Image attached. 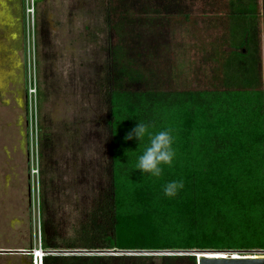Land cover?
I'll return each mask as SVG.
<instances>
[{"label":"trees","instance_id":"1","mask_svg":"<svg viewBox=\"0 0 264 264\" xmlns=\"http://www.w3.org/2000/svg\"><path fill=\"white\" fill-rule=\"evenodd\" d=\"M186 1L117 0L114 6L107 0L109 44L113 37L116 43L108 49L102 86L107 156L103 183L99 180L91 204L68 232L58 229L53 210L42 198L40 210L46 216L40 241L44 251L116 254H48L41 264H196L191 255L117 253L264 250L261 5L259 0H223L228 51L220 53L218 88L163 89L172 83L173 71L164 73L155 59L173 38L170 32L156 31H170L168 25L162 30L170 15L187 21L193 9ZM202 3L212 13L223 7L221 0ZM113 12H120L115 19ZM209 59L217 63L213 54ZM35 90L41 104L44 93ZM139 122L153 133L170 130L173 136L175 158L159 178L136 168L147 137L142 142L125 140ZM49 141L43 131L42 150L49 148ZM173 181L182 182L183 188L168 197L164 188Z\"/></svg>","mask_w":264,"mask_h":264},{"label":"rangeland","instance_id":"2","mask_svg":"<svg viewBox=\"0 0 264 264\" xmlns=\"http://www.w3.org/2000/svg\"><path fill=\"white\" fill-rule=\"evenodd\" d=\"M16 1L17 27L11 33L16 37L12 47L17 106L23 105L21 84L26 101L22 115L16 110L14 178L6 180L5 196L0 175V249L16 251L0 255V264H23L24 258L33 264L30 252L38 247L40 224L46 216L40 210L42 198L53 210L58 229L68 232L91 204L99 180L103 183L107 156L102 86L108 49L116 37L109 44L107 0ZM198 1H186L193 9L187 21L182 15H170L164 25L163 20L157 23V28L162 25L166 30L168 25L170 29L157 33L170 32L173 38L155 59L164 73L173 71L172 83L162 85L163 89L219 87L220 53L228 51L225 3L221 0L220 12L212 13L208 4ZM112 2L115 6L117 0ZM27 8L33 10L29 15ZM119 13L113 12V19ZM210 54L217 63L210 61ZM34 87L42 90L44 101L38 104L36 98L35 105L32 101L30 114L28 94ZM43 131L50 140L44 150Z\"/></svg>","mask_w":264,"mask_h":264},{"label":"flooded vegetation","instance_id":"3","mask_svg":"<svg viewBox=\"0 0 264 264\" xmlns=\"http://www.w3.org/2000/svg\"><path fill=\"white\" fill-rule=\"evenodd\" d=\"M16 10V0H0V45L2 47L0 48V159L1 155L3 157L0 164V175L3 181L2 196L8 194L9 189H6L9 188V184H5L6 180L10 181L14 178L16 110L20 111L22 115L25 111L24 99L26 101L25 85L21 84L23 105L17 106L15 51L12 47L16 37L11 33L12 30L15 32L17 27ZM15 252V250L0 249V255H13ZM23 264H29L28 260L24 258Z\"/></svg>","mask_w":264,"mask_h":264},{"label":"clouds","instance_id":"4","mask_svg":"<svg viewBox=\"0 0 264 264\" xmlns=\"http://www.w3.org/2000/svg\"><path fill=\"white\" fill-rule=\"evenodd\" d=\"M146 137L149 144L143 154L139 156L136 168L141 173H148L152 177L159 178L163 174L164 166L170 167L175 158L174 139L170 130L153 133L147 124L139 122L126 134L125 140L136 139L138 142H142ZM182 188V182L173 181L165 186L164 194L174 197Z\"/></svg>","mask_w":264,"mask_h":264},{"label":"water","instance_id":"5","mask_svg":"<svg viewBox=\"0 0 264 264\" xmlns=\"http://www.w3.org/2000/svg\"><path fill=\"white\" fill-rule=\"evenodd\" d=\"M261 5V50H262V81H263V94H264V0H260ZM58 253H66L65 255H115V251H87V250H72V251H56ZM71 252V253H70ZM208 252L220 253L224 252H236V251H216V250H191V251H156V252H145V251H128L119 252L118 254H126L130 256H162V255H191L196 258V264H264V258L254 259H234V258H223V257H208ZM70 253V254H69ZM223 256V255H221Z\"/></svg>","mask_w":264,"mask_h":264},{"label":"built area","instance_id":"6","mask_svg":"<svg viewBox=\"0 0 264 264\" xmlns=\"http://www.w3.org/2000/svg\"><path fill=\"white\" fill-rule=\"evenodd\" d=\"M28 7V6H27ZM27 15L32 13V8L29 10V8L26 9ZM261 61H263V56H262V50H261ZM33 98V100H32ZM28 100H29V105H30V114H31V102H34V105L36 103V90L35 87L32 89H29V94H28ZM30 122H32L30 120ZM32 125V124H30ZM32 146V144H31ZM31 257H32V263L33 264H41V260L44 256L50 254V255H59L58 252L56 251H44L41 248V241H40V235L38 239V247H35L33 250L30 252ZM223 258H234V259H254V258H264V250H259V251H236V252H224Z\"/></svg>","mask_w":264,"mask_h":264},{"label":"bare ground","instance_id":"7","mask_svg":"<svg viewBox=\"0 0 264 264\" xmlns=\"http://www.w3.org/2000/svg\"><path fill=\"white\" fill-rule=\"evenodd\" d=\"M206 255H208V257H223L221 256L222 254L213 252H208Z\"/></svg>","mask_w":264,"mask_h":264}]
</instances>
